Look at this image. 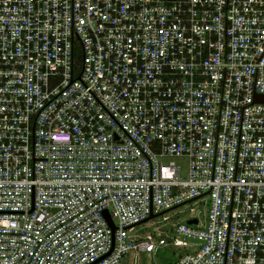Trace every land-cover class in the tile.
I'll return each mask as SVG.
<instances>
[{
    "label": "built area",
    "instance_id": "built-area-1",
    "mask_svg": "<svg viewBox=\"0 0 264 264\" xmlns=\"http://www.w3.org/2000/svg\"><path fill=\"white\" fill-rule=\"evenodd\" d=\"M160 246L264 264V0H0V264Z\"/></svg>",
    "mask_w": 264,
    "mask_h": 264
},
{
    "label": "rangeland",
    "instance_id": "rangeland-1",
    "mask_svg": "<svg viewBox=\"0 0 264 264\" xmlns=\"http://www.w3.org/2000/svg\"><path fill=\"white\" fill-rule=\"evenodd\" d=\"M180 164L182 170L185 169V158L169 157ZM207 213L206 197L204 199H194L188 203L177 206L174 209L166 211L164 214L168 216V220H162V216L158 215L152 219L141 223L135 227L138 235H145L151 232L156 226L169 227L173 223L185 222L190 216H197L200 222L204 221ZM176 249L173 247L160 246L153 252H129L119 264H170L176 259Z\"/></svg>",
    "mask_w": 264,
    "mask_h": 264
},
{
    "label": "water",
    "instance_id": "water-1",
    "mask_svg": "<svg viewBox=\"0 0 264 264\" xmlns=\"http://www.w3.org/2000/svg\"><path fill=\"white\" fill-rule=\"evenodd\" d=\"M105 214H106V212H105ZM107 215V214H106ZM154 215L153 214H151L148 218H151V217H153ZM107 218H108V215H107ZM196 221V219H190V220H188L187 222L188 223H190V222H195Z\"/></svg>",
    "mask_w": 264,
    "mask_h": 264
}]
</instances>
